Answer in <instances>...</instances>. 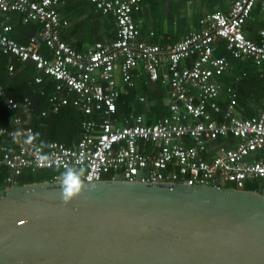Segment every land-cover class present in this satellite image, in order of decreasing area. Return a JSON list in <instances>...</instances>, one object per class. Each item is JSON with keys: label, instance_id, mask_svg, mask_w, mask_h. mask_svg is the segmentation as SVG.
<instances>
[{"label": "built area", "instance_id": "1", "mask_svg": "<svg viewBox=\"0 0 264 264\" xmlns=\"http://www.w3.org/2000/svg\"><path fill=\"white\" fill-rule=\"evenodd\" d=\"M58 1L0 0V53L30 60L37 70L34 83H41L43 76L53 80L48 96L52 113L71 104L87 117L80 121L78 136L70 145L56 140L43 143V151L51 156L46 165L40 162V143L29 141L34 135L29 125L30 99L6 96L0 85L4 107L20 111L7 118V125L0 123V167L6 169L3 187L13 185L24 169L57 165L60 170L65 165L84 167L81 178L88 182L104 174L131 181L138 172L139 181L187 186L217 181L222 188L244 189L247 182L264 180V160H246L250 152L264 150V28H258L257 40L243 32L250 11L255 4L264 10V0H232L226 12L201 15L196 29L163 44L139 39L134 14L141 11L143 0H89L95 10L110 16L115 36L107 42L95 41L84 51L60 38L66 20L55 10ZM10 14L19 15L21 23L38 22L36 34L23 42L9 36ZM217 39L223 41L230 58L250 60L260 70L262 106L256 115L235 114L234 88L217 80L231 68L229 59L213 53ZM42 44L47 55L39 52ZM185 60L189 64H181ZM137 67L149 81L162 77L167 85V111L151 123L140 113L116 121L115 101L133 87ZM7 71L11 73L12 64ZM223 91L227 102L221 108L218 99ZM137 99L144 97L137 95ZM213 113H221V119H212ZM217 137L234 139V143L217 147L206 158L208 144ZM58 179L55 174L48 181Z\"/></svg>", "mask_w": 264, "mask_h": 264}, {"label": "water", "instance_id": "2", "mask_svg": "<svg viewBox=\"0 0 264 264\" xmlns=\"http://www.w3.org/2000/svg\"><path fill=\"white\" fill-rule=\"evenodd\" d=\"M60 179L0 190V264H264V187ZM144 176L147 172L143 173Z\"/></svg>", "mask_w": 264, "mask_h": 264}, {"label": "trees", "instance_id": "3", "mask_svg": "<svg viewBox=\"0 0 264 264\" xmlns=\"http://www.w3.org/2000/svg\"><path fill=\"white\" fill-rule=\"evenodd\" d=\"M63 3L66 9L63 17L66 18L67 22L61 31L60 38L69 41V45L79 48L77 41H75L76 43L71 41L72 36L70 34L75 31L77 26L80 27L86 24L84 18L81 17V14L84 13H87V17L92 18L94 29L90 33L92 36L89 33L80 34V41L88 40L94 42L99 40L100 42H107L114 38L112 19L108 15L94 10L89 0H63ZM224 7V0H143L142 9L135 16H141L146 22L149 21V23H152V20L158 17H165L170 21V24H175L176 27H170L162 34L153 25L152 28L157 32L150 38L151 41L163 44L166 41L172 43L176 39L183 37L191 27H193L191 29H196L198 27V19L201 15L214 10L226 12ZM91 9L94 10L91 12L92 14L89 13ZM263 13L264 10L258 4H255L243 24V32L246 37L250 39L257 37V28L264 27V21L261 19ZM148 18L151 19V22ZM9 23L12 24L13 30L14 28L18 30V35H14V31H10L9 36L18 42H22L30 35L36 34L39 28V24L36 21L21 23L19 15L16 14L10 19ZM98 25L104 26L101 33H98L96 29ZM166 36L168 39H166ZM219 45L220 42L217 43V49ZM222 48L220 52L215 51L214 55H224L229 59L231 66L237 71L239 76L235 79L233 74H229L226 71L217 80L231 85L234 88L236 92V105L241 104L248 96H251L254 101L253 103L257 104L262 93V78L256 66L250 60L241 61L230 58L224 46ZM47 51L43 44L40 45V53L45 55ZM182 63L189 64V60H185ZM8 64H12L11 73L7 71ZM36 73L37 70L30 60L20 61L12 55L0 53V85L3 87L6 96L13 97L17 100L23 96H27L30 99L29 125L33 129L34 134H39L35 141L44 142L43 140H56L69 143L78 133L80 121L87 116L71 104L61 106L56 113H52L50 111L48 96L52 91L53 80L48 76H43L42 82L36 84L33 82V77ZM132 78L134 82L133 87L126 93H120L115 101L116 109L114 118L116 121H120L124 116L140 113L145 117L146 123L154 122L167 111L164 105L167 85L160 75L157 80L150 82L146 75L141 70L138 71V69L133 70ZM137 95L144 97V100L139 101ZM219 99L221 106H225L226 98L221 97ZM42 111L46 113L41 115ZM14 113L20 114V111H11L5 108L0 98V123L7 125V118ZM219 138L217 137L214 141H221ZM60 171L56 167L35 171L24 169L15 178L14 184L22 185L31 182L47 181L52 175L57 174L60 176ZM5 175L6 169L0 167V189L4 188L2 180ZM109 177V174L102 176L103 179ZM260 181L247 182L244 189L253 191Z\"/></svg>", "mask_w": 264, "mask_h": 264}, {"label": "crops", "instance_id": "4", "mask_svg": "<svg viewBox=\"0 0 264 264\" xmlns=\"http://www.w3.org/2000/svg\"><path fill=\"white\" fill-rule=\"evenodd\" d=\"M82 1H84V0H82ZM231 1L232 0H224V3H225V7H224V10H227L228 8H229V5H230V3H231ZM91 3V2H90ZM142 5H143V3H142ZM55 10H56V12H57V14H58V16L60 17V18H63V19H65L66 20V18L65 17H63L64 15H65V13H66V9H65V7H64V3H63V0H59L58 1V3L56 4V6H55ZM95 10V9H94ZM94 10H90L89 11V13L90 14H92L91 12L92 11H94ZM220 11V10H219ZM102 14V13H101ZM15 14H10V19L14 16ZM17 15V14H16ZM104 15H106V14H104ZM91 16V15H90ZM81 17L82 18H84V20L86 21V24L84 25V26H77L76 28H75V31L72 33V34H70L71 36H72V38H71V41L73 42V43H76L75 41H77L78 42V46H79V48H75V47H73V46H71L73 49H75V50H77V51H84V50H86V49H89L91 46H92V44L95 42H91V41H88V40H82V41H80L79 40V37H80V34H90L91 32H92V29H94L93 27H94V24H93V21H92V18L91 17H87V13H84V14H81ZM110 17V16H109ZM134 17L136 18V20H137V29H138V36H139V39H142V40H144V41H146V42H150L151 41V37L153 36V35H155V32H157V31H159L160 30V32H161V34L162 33H165L167 30L165 29V28H163L162 26H161V17H158L157 19H155V20H152V23H149L148 21L146 22L145 20H144V18L143 17H141V16H135V14H134ZM138 18H140V19H138ZM10 21V20H9ZM66 22H67V20H66ZM149 24V25H148ZM152 24V25H151ZM10 25H11V32L12 31H14V35H18V30L17 29H15L14 28V30H13V27H12V24L10 23ZM153 25H155V27H156V30L155 29H153L152 27H153ZM90 27V28H89ZM154 27V28H155ZM64 28V27H63ZM63 28H61V30H60V34H61V31H62V29ZM191 28H193V27H191ZM191 28H190V30H191ZM259 28V27H258ZM258 28H257V30H258ZM264 28V27H263ZM96 29L98 30V33H101L102 31H103V29H104V26H102V25H98V26H96ZM244 29V28H243ZM188 31H189V29H188ZM149 32H151L152 34L150 35L149 34ZM90 36H92L91 34H90ZM256 38L254 39V40H257L258 39V34H256ZM81 38V37H80ZM180 38H182V37H180ZM180 38H178V39H180ZM14 39V38H13ZM149 39H150V41H149ZM166 39H168V37L166 36ZM165 39V40H166ZM178 39H176V40H178ZM26 40V39H25ZM24 40V41H25ZM63 40V39H62ZM112 40V39H111ZM175 40V41H176ZM63 41H65L68 45H69V41H66V40H63ZM97 41H99V40H97ZM110 41V40H109ZM23 42V41H22ZM166 42H168V41H166ZM220 42V45L218 46V49H217V43H219ZM151 43H155V42H152L151 41ZM223 44V41H221V39H217L216 41H215V43H214V52L213 53H215V51H221L220 49L224 46V44ZM216 49V50H215ZM223 49V48H222ZM225 49V48H224ZM48 54V51H47V53H45V55H47ZM217 56H224V55H217ZM257 68V67H256ZM137 69H138V71H142V69L140 68V67H137ZM161 69H163L164 70V65L161 67ZM257 71H259V73H260V70L257 68ZM143 72V71H142ZM227 72L229 73V74H233V76H234V78L235 79H237L238 78V76H239V74L237 73V71L236 70H234L233 69V67L231 66V68L229 69V70H227ZM144 73V72H143ZM36 75V74H35ZM34 75V76H35ZM222 84H224V85H228V84H225L224 82H222V81H220ZM52 86H53V84H52ZM221 97H224V98H226V102H227V97H226V95H225V93H224V91L223 92H221L220 93V95H219V98H221ZM165 99V98H164ZM220 99H218V103L220 102L219 101ZM222 100V99H221ZM262 93H261V96H260V99H259V102L257 103V104H254L253 102V98L251 97V96H248V97H246L245 98V100L244 101H242V103L241 104H239V105H236V102H235V106H234V112H235V114H237L239 117H247V116H253V115H256L257 113H258V111L260 110V108H261V106H262ZM226 104V103H225ZM165 105V104H164ZM219 106L221 107V108H224V106H221V104L219 103ZM212 119H214L215 121H219L220 119H221V113H213L212 114ZM78 132H79V130H78ZM77 136H78V133L76 134V136L69 142V143H64V142H62V143H64V144H66V145H70L71 143H73L75 140H76V138H77ZM221 141H219V142H216V141H211L209 144H208V153L205 155V157L206 158H210L212 155H213V151L217 148V147H219V146H228V145H230V146H232L233 145V143H234V139H225V138H219ZM44 142L43 143H45L46 142V140H43ZM47 141H49V140H47ZM38 143H41V142H38ZM246 160H264V150H256V151H252V152H250L247 156H246ZM251 182V181H250Z\"/></svg>", "mask_w": 264, "mask_h": 264}, {"label": "clouds", "instance_id": "5", "mask_svg": "<svg viewBox=\"0 0 264 264\" xmlns=\"http://www.w3.org/2000/svg\"><path fill=\"white\" fill-rule=\"evenodd\" d=\"M39 134L36 133L33 136L29 137V141H35L38 138ZM43 142L39 144L41 150L40 162L47 164L51 163V156L43 151L44 148ZM57 170H60V166L57 165ZM85 174L84 167L78 165H65L63 170L60 171V184L59 190L61 192V200L64 203L70 202L75 196H77L83 187L81 177ZM110 178V177H109ZM103 179V178H101ZM48 181V180H47Z\"/></svg>", "mask_w": 264, "mask_h": 264}, {"label": "rangeland", "instance_id": "6", "mask_svg": "<svg viewBox=\"0 0 264 264\" xmlns=\"http://www.w3.org/2000/svg\"><path fill=\"white\" fill-rule=\"evenodd\" d=\"M190 8V7H189ZM189 11H190V9H189ZM181 12H184V11H181ZM149 19V18H148ZM150 20V22H151V19H149ZM149 22V21H148ZM161 26L163 27V28H165L166 30H168L170 27H176V25L175 24H173V23H171L170 24V21H168L167 20V18H165V17H161ZM259 183H263L264 184V180H261Z\"/></svg>", "mask_w": 264, "mask_h": 264}, {"label": "flooded vegetation", "instance_id": "7", "mask_svg": "<svg viewBox=\"0 0 264 264\" xmlns=\"http://www.w3.org/2000/svg\"><path fill=\"white\" fill-rule=\"evenodd\" d=\"M261 185H262V187H264V184L263 183H261ZM257 188V187H256Z\"/></svg>", "mask_w": 264, "mask_h": 264}, {"label": "bare ground", "instance_id": "8", "mask_svg": "<svg viewBox=\"0 0 264 264\" xmlns=\"http://www.w3.org/2000/svg\"><path fill=\"white\" fill-rule=\"evenodd\" d=\"M151 82V81H150Z\"/></svg>", "mask_w": 264, "mask_h": 264}]
</instances>
